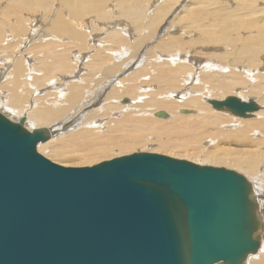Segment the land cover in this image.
<instances>
[{
  "label": "bare ground",
  "instance_id": "bare-ground-1",
  "mask_svg": "<svg viewBox=\"0 0 264 264\" xmlns=\"http://www.w3.org/2000/svg\"><path fill=\"white\" fill-rule=\"evenodd\" d=\"M4 1L0 50L9 62L0 67V110L29 130H50L37 152L90 163L155 141L160 152L244 174L255 195L259 246L242 264H264V49L254 35L264 33V0H235L237 7L230 2L225 16L210 21L209 29L226 26L234 12L218 44L224 53L216 55L195 38L208 15L198 0L193 8L191 0H116L115 16L106 11L111 0ZM89 18L98 25L86 26ZM177 27L187 34L176 35ZM33 38L26 45L31 68L21 49ZM229 95L259 109L246 119L213 109L210 101ZM160 110L170 119L153 117Z\"/></svg>",
  "mask_w": 264,
  "mask_h": 264
},
{
  "label": "water",
  "instance_id": "water-1",
  "mask_svg": "<svg viewBox=\"0 0 264 264\" xmlns=\"http://www.w3.org/2000/svg\"><path fill=\"white\" fill-rule=\"evenodd\" d=\"M210 104L244 119L259 109ZM23 123L0 114V264H242L258 250L241 174L152 153L63 167L36 151L50 130Z\"/></svg>",
  "mask_w": 264,
  "mask_h": 264
},
{
  "label": "rangeland",
  "instance_id": "rangeland-1",
  "mask_svg": "<svg viewBox=\"0 0 264 264\" xmlns=\"http://www.w3.org/2000/svg\"><path fill=\"white\" fill-rule=\"evenodd\" d=\"M131 1V0H130ZM198 1H201V2H203V3H205V5L207 6V10H208V15H207V18H206V20H204L203 22H202V24L200 25V26H198L197 28V30H193L195 33H197V36H195V38H196V40L199 42V45L201 46V44L203 43V41H204V43L206 42L207 44H208V48L206 49V50H204V52L205 53H207V54H221V53H224L223 51H221V49H220V47H218V44H221L222 46H223V44H224V39H223V34H222V31L223 30H225V28H227V30H228V26H229V21L233 18V15H234V12L233 13H231V14H229L227 17H226V20H227V24H226V26H223V25H221V26H218V27H215V28H211V29H209L208 28V26H209V23H210V21H212L215 17L216 18H222V16H225V12H226V10H228V7H229V4H230V2L232 3V6L231 7H237L238 6V4H237V2L235 1V0H198ZM151 2V3H150ZM157 2V0H149L148 1V5H153V6H155V3ZM116 3H117V1L116 0H111V1H109L105 6L107 7V9H106V11L107 12H109V14L110 15H114L115 16V8H116ZM195 3V0H191V2L190 3H188V4H190L191 6H192V8H193V4ZM187 4V5H188ZM4 6H5V1L3 0H0V15H1V11H2V9L4 8ZM54 6H56L53 10H57L58 8V5L56 4V5H53V7ZM238 12H244V13H248V12H246V11H243V10H239ZM147 15H148V12L146 13ZM222 15V16H221ZM38 16H41V14H39ZM148 17V16H147ZM146 17V18H147ZM91 22V23H90ZM93 22V23H92ZM85 24H86V26H93L94 24H97V22H95L94 20H90V18L88 19V20H86L85 21ZM89 24V25H88ZM113 24V23H112ZM33 25H35L34 26V29L37 31V32H40V30H41V28H40V26H41V21H38L37 23H34ZM98 25V24H97ZM37 26V27H36ZM44 27V26H43ZM105 28L104 26H100V28ZM130 27V29H132L133 30V27L132 26H129ZM40 28V29H39ZM108 28H110L111 29V27H108ZM38 29V30H37ZM177 29H179L178 27H177ZM180 31L176 34V35H181V33H183V34H187L186 33V30H184V28H180L179 29ZM260 32H262V31H258V30H256V31H254V35L255 36H257V38L261 41V43H263V45L261 46L263 49H264V40H262V39H260L259 37H264V33H262V34H259ZM131 34H133V32H130ZM104 36V34H103V32L102 31H100V34H99V36L97 37L98 39H100L101 37H103ZM243 37H245L244 35H243ZM159 39V38H158ZM157 39V41H159ZM166 39V38H165ZM36 40L37 39H32L31 40V42H27V41H25V43L26 44H24L23 45V48L21 49L22 50V52L23 53H26V61H27V64H28V66L29 67H31V68H33V64H34V61H35V59H33V58H31L32 57V55H29V54H27L28 53V49H27V44H31V43H33V41H35L36 42ZM131 41V43H133V40H130ZM97 45H99V44H97ZM25 47V48H24ZM26 50V51H25ZM200 50V47H198L197 49H195V52L196 51H199ZM192 53H194V52H192ZM91 53H88L86 56H85V60L84 61H86L87 60V57L90 55ZM3 56H5V55H3V52H2V49L0 50V67H1V69H2V71H3V68H4V66H3V64H2V62L4 63L5 61L6 62H9L7 59H6V57H4L3 58ZM29 58H31V59H29ZM3 60H5V61H3ZM29 60V61H28ZM71 60H74V59H71ZM31 65V66H30ZM3 66V67H2ZM6 69H10V67H6ZM132 70H134V69H132ZM131 70V68H130V71H132ZM129 71V72H130ZM148 80V78H145V81H147ZM230 96V95H229ZM235 96H237V95H235ZM238 97H240V96H238ZM241 98H243V97H241ZM48 99H50V98H48ZM244 99V98H243ZM125 100H127L126 101V103L129 101V99L128 98H124L122 101H125ZM180 100V99H179ZM121 104H123V102H121ZM260 108H261V106H260ZM263 108V110H264V107H262ZM147 110V109H146ZM185 110H187V111H190L189 109H185ZM161 112H164L165 114H167L168 116V118H165V119H162V118H158V117H156L155 116V114L153 113V117L155 116L156 118H158V119H161V120H169L170 119V114L169 113H167L166 111H163V110H160ZM178 111L179 110H177V112L176 113H178ZM3 110H0V114H2L3 116H5L8 120H10V121H14V122H17L18 120H16V118H14L12 115H10V113H8V112H4ZM155 112H157V111H155ZM191 113V112H190ZM5 114V115H4ZM221 114V113H220ZM178 115H180V114H178ZM13 117V119H11L12 117ZM253 118H255V117H253ZM252 118V119H253ZM251 120V119H250ZM26 130H28V131H32V130H34V129H27V128H25ZM36 129V128H35ZM258 134H260V133H258ZM254 136H256V135H254ZM152 141H148L145 145H142V146H139V147H136L135 149H133V150H126L125 152H120V151H118V150H116V151H114L112 154H111V157L109 156L108 157V159L107 158H102L101 160L99 159L98 161L97 160H95V161H93V162H90V163H85V162H80V161H66V163H65V161L64 160H58L57 158H55V159H53V158H51V155H48V151H46L45 153L44 152H42L41 153V151L40 152H38V154H40L41 156H43L44 158H46V159H48L49 161H51L52 163H54V164H57V165H59V166H63V167H71V168H82V167H91V166H94V165H97V164H99V163H101V162H104V161H109V160H112V159H115V158H119V157H122V156H127V155H131V154H135V153H152V154H159V155H163V156H167V157H169L170 156V158H173V159H177V160H185V161H188V162H191V160H192V162L191 163H194V164H196V165H201V166H203V164H205L204 166H210V164H211V167H214V166H212V163H210L209 164V162H205L202 158L201 159H195L193 156H191V155H189V154H183L182 152H178V151H175V152H173V153H171L170 154V152L168 153V152H160V151H158V150H156V148H157V145L155 144L156 142L154 141V142H152ZM38 146V145H37ZM36 151H37V147H36ZM160 152V153H159ZM117 153V154H116ZM172 155V156H171ZM189 155V156H188ZM187 156H188V158H192L191 160H188L187 159ZM193 158H194V160H193ZM187 159V160H186ZM204 161V162H203ZM72 163V164H71ZM208 163V164H207ZM61 164V165H60ZM67 164V165H66ZM214 165H216V164H214ZM217 166V167H216ZM214 168H224V169H226V167H224V166H222L221 165V167H220V165H216ZM226 170H231V171H234V170H232V169H226ZM235 172H237V171H235ZM239 173V172H238ZM239 174H241V173H239ZM242 175V174H241ZM242 176H244V174L242 175ZM245 177V176H244ZM254 189H256L255 187H254ZM256 191V190H255ZM256 194H257V192H256Z\"/></svg>",
  "mask_w": 264,
  "mask_h": 264
}]
</instances>
